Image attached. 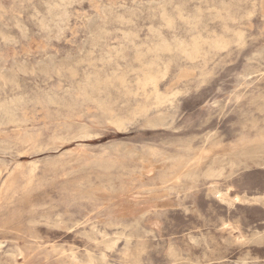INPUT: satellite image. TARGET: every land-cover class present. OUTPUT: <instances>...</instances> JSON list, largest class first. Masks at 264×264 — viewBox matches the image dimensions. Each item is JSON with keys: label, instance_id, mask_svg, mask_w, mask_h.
I'll return each mask as SVG.
<instances>
[{"label": "rangeland", "instance_id": "obj_1", "mask_svg": "<svg viewBox=\"0 0 264 264\" xmlns=\"http://www.w3.org/2000/svg\"><path fill=\"white\" fill-rule=\"evenodd\" d=\"M0 264H264V0H0Z\"/></svg>", "mask_w": 264, "mask_h": 264}, {"label": "bare ground", "instance_id": "obj_2", "mask_svg": "<svg viewBox=\"0 0 264 264\" xmlns=\"http://www.w3.org/2000/svg\"><path fill=\"white\" fill-rule=\"evenodd\" d=\"M252 9V8H251ZM247 16V15H246ZM49 19V18H48ZM19 27V26H18ZM237 34V33H236ZM239 34V33H238ZM238 34H237V36H238ZM241 34V33H240ZM239 37V36H238ZM223 38V37H222ZM196 40V39H195ZM218 41V40H217ZM237 43V42H236ZM215 44H217V43H215ZM219 44V43H218ZM197 45V44H196ZM242 45V44H241ZM148 47V46H147ZM152 50V49H151ZM182 50L184 51L185 49H183L182 48ZM167 51H169V50H167ZM196 52V51H195ZM154 56H155V53H154ZM140 58V57H139ZM188 59V58H187ZM226 63V62H225ZM220 64V63H219ZM163 67H164V65H163ZM214 69V68H213ZM165 70V69H164ZM140 72V71H139ZM164 72V71H163ZM114 73V72H113ZM163 73H161V75H162ZM165 75V74H164ZM163 75V76H164ZM118 76V75H117ZM160 75H158L157 73H152L151 72V69H150V67L148 66V67H146L145 69L144 68H142V75H141V77L140 76H136L137 78V80H138V82H137V84H138V88H140V89H142L144 92H145V90H146V87L148 86V85H151L152 86V88H153V90H151V91H153L154 93V95H156V97H154V98H157V100H159V98H158V93H157V90H156V85H157V81H158V77H159ZM122 77V76H121ZM258 77V76H257ZM116 78V77H115ZM117 78H119V76L117 77ZM163 78V77H162ZM103 79H104V77H103ZM90 80H91V78H90ZM123 80V79H122ZM84 83H85V81H84ZM122 83V82H121ZM100 84V83H99ZM123 84V83H122ZM90 85V84H89ZM137 87V86H136ZM88 88V87H87ZM124 88V87H123ZM122 89V88H121ZM125 89V88H124ZM137 89V88H136ZM97 90V89H96ZM137 90H139V89H137ZM181 90V89H180ZM150 91V90H149ZM128 92H129V90H128ZM137 92V91H136ZM143 93V92H142ZM145 94V93H144ZM106 95V94H105ZM162 95V94H161ZM165 95V94H164ZM86 96V95H85ZM128 96V95H127ZM148 96V95H147ZM146 98V97H145ZM161 99V98H160ZM94 100V99H93ZM163 100V99H162ZM132 101V100H131ZM96 102V101H95ZM159 102V101H158ZM158 102H156L155 104L156 105H158L157 103ZM99 103H101V102H99ZM170 103V102H169ZM97 104H98V102H97ZM103 104V103H102ZM136 104V103H135ZM137 104H139V103H137ZM154 104V105H155ZM142 105V104H141ZM155 105V106H156ZM140 105H138V106H136V107H139ZM151 106V105H150ZM149 106V107H150ZM149 107H147V108H149ZM102 108V107H101ZM104 108V107H103ZM135 108V107H134ZM144 109H145V107H143ZM132 110V109H131ZM136 110H138V109H136ZM136 110H135V115L137 116V114H136ZM143 110V109H142ZM147 111V110H146ZM141 112V111H140ZM132 113H133V111H132ZM143 113H145L144 111H143ZM141 114V113H140ZM121 117V116H120ZM120 117H118V118H120ZM116 118H117V116H116ZM114 120H116L115 118H114ZM119 119H117V121H118ZM116 121V122H117ZM122 121V120H121ZM110 122H112V121H110ZM114 123H115V121H114ZM118 123V122H117ZM116 124V123H115ZM120 125H118V127H119ZM239 138V137H238ZM202 154V153H201ZM196 156V155H195ZM18 167V166H17ZM184 168V167H183ZM19 169V168H18ZM17 170V169H16ZM181 171V170H180ZM179 173V172H178ZM9 176V175H8ZM15 176V175H14ZM11 178V177H10ZM4 182V181H3ZM10 182H11V180H10ZM7 185H8V181H7ZM6 188V187H5ZM33 205V204H32ZM108 250V249H107ZM11 255V254H10ZM217 262V261H216Z\"/></svg>", "mask_w": 264, "mask_h": 264}]
</instances>
